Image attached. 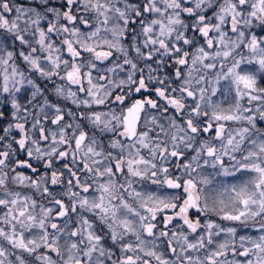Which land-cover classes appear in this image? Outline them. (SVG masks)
I'll return each instance as SVG.
<instances>
[{"label": "flooded vegetation", "instance_id": "af4514ba", "mask_svg": "<svg viewBox=\"0 0 264 264\" xmlns=\"http://www.w3.org/2000/svg\"><path fill=\"white\" fill-rule=\"evenodd\" d=\"M257 132L264 0H0V264H254Z\"/></svg>", "mask_w": 264, "mask_h": 264}, {"label": "rangeland", "instance_id": "374dc122", "mask_svg": "<svg viewBox=\"0 0 264 264\" xmlns=\"http://www.w3.org/2000/svg\"><path fill=\"white\" fill-rule=\"evenodd\" d=\"M253 156L254 157H258L261 159L264 160V134L260 133V132H257L254 134V138H253ZM254 170L257 171V172H260L261 173V176L262 174H264V169L262 168V166H258V167H254ZM259 173V174H260ZM236 197L233 199L235 200L236 202H238L240 200V190H236ZM240 194V195H239ZM239 195V196H238ZM228 196L225 195V198H227ZM234 201V202H235ZM222 204L224 203V201L222 200L221 198V201H220ZM245 205L243 207H240V210L238 213H240L241 215H249V211H245ZM262 209V207L256 211L255 213L253 212L252 214H259V211ZM258 227H255L254 228V246L255 248H257V256L255 255V257H257V261L254 263V264H264V258L262 257V244L261 241L259 240L261 238L262 235H264V225L263 224H258L256 225ZM261 232V236L258 235L259 233ZM256 234V235H255ZM14 264H17V263H20L21 261H13Z\"/></svg>", "mask_w": 264, "mask_h": 264}]
</instances>
